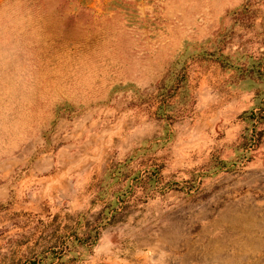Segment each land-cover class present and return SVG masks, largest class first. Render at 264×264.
<instances>
[{"label":"rangeland","instance_id":"1","mask_svg":"<svg viewBox=\"0 0 264 264\" xmlns=\"http://www.w3.org/2000/svg\"><path fill=\"white\" fill-rule=\"evenodd\" d=\"M0 264H264V0H0Z\"/></svg>","mask_w":264,"mask_h":264}]
</instances>
